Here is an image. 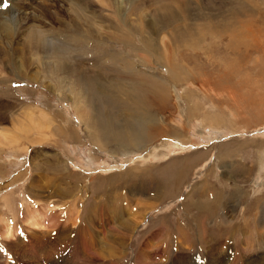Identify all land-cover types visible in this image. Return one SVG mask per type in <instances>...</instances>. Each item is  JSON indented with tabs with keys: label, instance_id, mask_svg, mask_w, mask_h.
I'll return each instance as SVG.
<instances>
[{
	"label": "rangeland",
	"instance_id": "1",
	"mask_svg": "<svg viewBox=\"0 0 264 264\" xmlns=\"http://www.w3.org/2000/svg\"><path fill=\"white\" fill-rule=\"evenodd\" d=\"M130 1L142 33L181 0ZM187 2L245 24L231 39L201 31L195 49L165 33L177 58L136 59L139 73L66 43L81 33L65 25V0L0 7V264H264V0ZM39 25L53 40L44 49L26 37ZM174 64L185 73L170 74Z\"/></svg>",
	"mask_w": 264,
	"mask_h": 264
},
{
	"label": "bare ground",
	"instance_id": "2",
	"mask_svg": "<svg viewBox=\"0 0 264 264\" xmlns=\"http://www.w3.org/2000/svg\"><path fill=\"white\" fill-rule=\"evenodd\" d=\"M65 1H66L67 4H69L68 10L70 12H72V14H71L67 10L71 14L70 22H69L70 24H67L65 22V20H64L65 25L70 27L72 29V31L81 33V35H79V36H76V35H73V34H69L68 35V39L65 38L66 43H68L70 46H73V47H76V46L84 47L86 45L87 47H89L90 50H93L94 48H96L98 56L100 55V57H101V56L107 55L105 57V59L108 58V60L109 59L113 60L115 62V64L118 63V65L121 64L123 66H127V68H129L130 70H132V71H134L136 73L137 72L139 73L140 71H142L141 69H145L146 66L142 65L143 62L146 64L148 62V60L155 59L154 57H157L158 59H161V60H164L163 59L164 57L169 59V56H171V59H173V60H175L177 58V56H178V54L180 52H176L175 50H171V49L168 48L169 47V43H167L165 41V36L160 39V37L162 35H164L165 33H167V34L171 33L170 35H171L172 39H170V40L174 44L180 43V44H184V45L188 46L189 49H191V47L195 49L194 46L197 44V42H200L202 40V38H203V36L200 33L201 31H210L211 32V34H210L211 38L218 37L217 33H216V31H218V33L221 32V34L222 33L226 34L225 36H227L229 39H231L232 36L234 35L233 30L235 29V27L236 26L243 27L244 24H245V20L243 18H240L238 20V22L236 21L237 22L236 24L233 23L234 25L230 24V22H232V21H226V22L223 21V22H220V23H215L213 21L216 18H221L223 15H220L219 13L214 12V10H220L221 9L222 12H223L224 11V7L215 8L214 5H212V7L211 6H206V5L203 6V4H199V3H195V2H194L195 5H193L192 3L187 2V0H181V1H179V3L174 2L175 4L171 3L172 5H166L167 8L165 9V7H164L163 11L158 14V17L156 19L152 18L151 21H146L144 23L143 32L141 33L140 30L142 28V25L140 24L141 28H139L136 25V23H134L132 21V19L125 12L124 0H117L116 1V3L119 5L118 8H116V9L112 8V6L109 3V1L104 0L103 2H105V4L107 5L106 12H104V14H103V11L101 10L103 8L100 7L99 5H97L99 3L96 0H73V2H71L72 0H65ZM143 1H145V0H142V1L141 0H131L129 3L141 4ZM235 2H236V0H221L220 3L222 5H224V4H232V3H235ZM71 5H72V8H71ZM240 5L241 6L244 5V3L243 4L241 3ZM204 7H206V8L211 7L210 8L211 9V13L208 14V15L203 13ZM109 11L111 13H113V14L110 15ZM124 13H126V14H124ZM239 14L241 16V14H243V12L240 10ZM235 19H236V17H235ZM217 26H220L221 28L217 27ZM41 27L45 28L44 25L36 26V28H34V30H31V31L27 32V36L26 37H27V41H28V43L30 45L34 46L35 48L41 46L44 49V48H47L45 44H47V45L51 44L52 45L53 44V42H52L53 40L51 39V37H48V36L46 37L45 36L44 32H46V31L41 30ZM212 31H214V32H212ZM8 32L9 31H7V29H6L5 30V35L6 36L9 35L10 36L9 40H10L12 38V36ZM139 34L141 36L137 39L136 36L139 35ZM221 34L219 33V35H221ZM193 35L198 36V41H197L196 38H192ZM225 36L223 35L222 37H218V38L219 39H224ZM166 40H168V39H166ZM71 42H73V43H71ZM89 43H92V45H93L92 48H90V45H87ZM110 43L115 44V45L124 44L127 50L129 48L132 49V52L134 53V55L132 54V56L130 58H128V57L120 56V55L116 54L114 49H113V51L111 53H109V51L107 49L102 48L103 45L110 44ZM170 44H171V42H170ZM174 44H171V45H174ZM180 44H178V45L181 46ZM12 46H13V43L9 42V48L10 49H12ZM181 54H182L181 56H183L184 59L188 58L187 55L184 56L183 53H181ZM136 59H140L143 62L139 64V62H137ZM119 60H121V61H119ZM147 65L150 66V64H147ZM68 68H69V65L66 62H64V63L60 62L59 63V70L61 72L65 73L66 70H68ZM116 70L118 71V69H116ZM183 70H184V66L180 67L177 64H174V67L169 69L170 74H174L176 72L185 73V71H183ZM119 71H121V70H119ZM68 72L69 71H67V73ZM126 72H127V69H126ZM128 76H129V74H128ZM131 76H133V75H131ZM140 78H141V76H140ZM140 85H141V87H143V88H145L147 90L151 88L146 83H142ZM150 90H152V88ZM103 93H104V91H103ZM132 95H134V94H132ZM166 95H168V94H166ZM163 96H164V94H163ZM163 96H162V98H163ZM143 100H147V97L144 98ZM160 101H164V100H160ZM164 102H166V100ZM114 104H116V103H114ZM143 104H144V102H143ZM165 104H167V103H165ZM137 105H139V104L137 103ZM145 106H147V105H145ZM150 106H153V105H150ZM147 110H149V109H147ZM128 111H129V109H128ZM137 111H139V109ZM138 115H139V113H138ZM138 115H137V117L140 118ZM142 115H145V113L140 114V116H142ZM144 118H145V116H144ZM144 120L147 123V124H145L146 126L150 125V122L147 119H144ZM137 121H139V120H137ZM140 133H141V131H140ZM146 135L149 136V133L146 134ZM153 135H151V136L154 137ZM141 137L144 138L143 136H141ZM133 139H131V140H133ZM139 139L140 138L138 137V140ZM146 139H148V138H146ZM133 141H131V142L134 143ZM148 141L149 140H147V142ZM143 142L146 143L145 140ZM136 143H137V141H136ZM129 145H131V144H129ZM177 181H180V179L178 178ZM34 220H36V219H34ZM34 226L35 227H40L41 225L39 223H37ZM11 228L8 227V229H7L8 230V232H7L8 236L11 235V232H12ZM12 230H13V228H12ZM128 248H127V250H128ZM118 250L120 251L119 248H118ZM122 252H123V250H122ZM110 254L112 255V253H110ZM115 254L117 256V252Z\"/></svg>",
	"mask_w": 264,
	"mask_h": 264
},
{
	"label": "crops",
	"instance_id": "3",
	"mask_svg": "<svg viewBox=\"0 0 264 264\" xmlns=\"http://www.w3.org/2000/svg\"><path fill=\"white\" fill-rule=\"evenodd\" d=\"M10 94H11V92H9ZM8 94V93H7ZM49 110L51 111L52 110V107L50 106L49 107ZM72 128L73 127H71V130H69V132H68V134L71 136V131H72ZM62 132H64V131H62ZM65 133V132H64ZM68 134H66V135H68ZM68 138V137H67ZM71 139V138H70ZM32 142V141H31ZM4 144V143H3ZM1 142H0V148H2L1 146H4ZM5 148V147H4ZM9 148V147H8ZM12 149H10L9 148V150H11V151H13V152H15L16 151V149L14 148V147H11ZM27 148H29L28 146H25V149L27 150ZM3 150V151H2ZM5 153V150L2 148V149H0V162H4L5 160H3V158H2V156H3V154ZM32 160V159H31ZM4 167H2L1 165H0V177L1 176H3V174H4ZM21 173H25L24 171H20L18 174H17V176L14 178V179H21V177H20V174ZM0 181H3V180H1L0 179ZM4 186H6V188H4ZM0 188H4V189H8L9 187H7V183H6V185L4 184V185H2V184H0ZM1 191H3V190H1Z\"/></svg>",
	"mask_w": 264,
	"mask_h": 264
},
{
	"label": "snow or ice",
	"instance_id": "4",
	"mask_svg": "<svg viewBox=\"0 0 264 264\" xmlns=\"http://www.w3.org/2000/svg\"><path fill=\"white\" fill-rule=\"evenodd\" d=\"M9 6V0H0V7L6 10Z\"/></svg>",
	"mask_w": 264,
	"mask_h": 264
}]
</instances>
